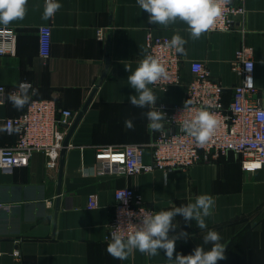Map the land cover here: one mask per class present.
Returning a JSON list of instances; mask_svg holds the SVG:
<instances>
[{
    "label": "crops",
    "instance_id": "obj_1",
    "mask_svg": "<svg viewBox=\"0 0 264 264\" xmlns=\"http://www.w3.org/2000/svg\"><path fill=\"white\" fill-rule=\"evenodd\" d=\"M57 2L62 7L45 20V0H28L25 18L8 25L17 36L14 53L0 55V83L12 90L29 82L38 90L31 100L54 99L58 108L72 110L74 118L95 90L64 154L58 204L61 155L57 167L48 165L44 152L35 151L27 165L0 169V253H4L0 264H170L163 251L149 257L137 250L123 261L108 254L105 234L115 212L114 190L119 187L132 188L154 212L194 202L201 194L213 196L215 207L205 218L207 229H198L195 221L189 226L181 216L173 221L178 227L170 235L189 233L187 239L176 241V252L192 253L203 244L206 231L215 230L227 257L217 264H264V163L254 171L244 170L239 155L230 151L168 173L94 172L96 146L149 144L160 133L147 128L148 108L130 105L129 96L136 93L125 70L131 65L134 71L147 55L148 30L171 38L178 34L187 41V54L181 55L182 82L167 89L149 85L158 97L156 106L186 100L193 60L203 61L212 78L225 87L222 97L229 104L232 88L240 81L233 69L235 52L243 46L252 48L255 96L264 103V0H244L246 11L232 16L230 29L211 30L195 40L179 19L168 26L149 23V14L137 0ZM40 25L51 26L48 57L40 54ZM100 27L106 29L104 39L97 37ZM27 106L18 111L8 100L0 103V146L17 140V133L6 129L5 118ZM125 120L133 122L132 129L125 127ZM151 153V148L145 150L146 161ZM91 193L98 196L95 208L87 207ZM210 247L204 245L205 250ZM15 249L19 257L13 254Z\"/></svg>",
    "mask_w": 264,
    "mask_h": 264
},
{
    "label": "built area",
    "instance_id": "obj_2",
    "mask_svg": "<svg viewBox=\"0 0 264 264\" xmlns=\"http://www.w3.org/2000/svg\"><path fill=\"white\" fill-rule=\"evenodd\" d=\"M245 11L244 0H230L212 30L230 29L232 16H243ZM37 32L40 54L48 57L51 26L40 25ZM105 35L106 29L98 28V39H104ZM16 36L15 28L0 25V55L14 53ZM170 40L171 37L154 35L150 30L146 33L147 55L158 59L167 73V79L151 85L154 88L167 89L182 82V57L174 49L167 47ZM249 66H252L251 70ZM254 67L252 48L243 46L237 49L233 69L240 75V81L232 88L231 102L225 104L222 97L225 87L212 78L203 61H191L193 78L187 83L186 100L156 106L157 111L162 110L166 114L165 133H159L149 144L96 146L94 172L99 175L128 176L159 169L168 173L177 168L185 169L198 162L209 161L230 151L239 155L244 170H256L264 163V103L255 96ZM0 89L3 90L0 91V103H5L8 94L16 91L18 86L8 90L0 83ZM187 101H191L188 107ZM201 108L215 113L219 121L212 139L202 146L181 131L182 122L192 119ZM74 115L68 108H58L54 99L34 98L25 111L5 118L6 129L9 132L15 131L17 140L14 144L0 146V169L27 165L35 151L44 152L48 157V165L57 167L63 141ZM147 148H151L152 152L150 161L144 158ZM114 197L115 212L105 234L108 241L115 227L121 226L125 231H130L134 224L139 223L137 216L141 208L143 211L155 213L143 201L142 196L130 187L116 188ZM98 205L97 194L91 193L87 207L95 208ZM127 213H135L137 216H129ZM13 254L19 257L20 251L15 249Z\"/></svg>",
    "mask_w": 264,
    "mask_h": 264
},
{
    "label": "clouds",
    "instance_id": "obj_3",
    "mask_svg": "<svg viewBox=\"0 0 264 264\" xmlns=\"http://www.w3.org/2000/svg\"><path fill=\"white\" fill-rule=\"evenodd\" d=\"M27 3L28 0H0V25L6 27L13 21L23 20L27 14ZM228 3L230 0H137L139 7L149 14V23L168 26L179 19L188 26L187 31L194 40L214 29L217 20L223 14L224 6ZM61 7L57 0H45L42 18L51 19ZM186 43L184 38L176 34L172 36L167 47L174 49L176 54L186 55L184 47ZM261 63H264V60ZM251 69L252 66H249V70ZM125 70L130 73L127 77L128 83L136 93L129 96L130 105L148 108L149 111L145 113L147 128L151 132L164 134L166 130L163 121L166 114L162 110H153L156 108L158 97L149 85L167 79L165 67L152 55H146L138 62L134 71L131 65L125 66ZM37 93L38 90L29 82L23 81L19 83L16 91L8 94L7 100L20 111L31 102L32 95ZM190 103L191 101H187L186 107ZM124 123L128 129L133 128L131 120H125ZM218 126L216 114L201 108L195 112L192 119L182 122L181 131L202 146L212 139ZM214 207L213 196L201 194L194 202L174 206L170 210L153 213L143 211L141 208L138 216L135 213H127L129 216H137L139 223L134 224L130 231H125L121 226L115 227L110 234V242L106 250L113 258L121 261L128 259L138 250L149 257H154L163 251L170 264H217L218 261L227 259L226 248L220 242L222 237L217 231L207 230L203 235V244L196 246L188 255L176 252V241L181 238L187 239L189 233L181 231L170 235V232H175L178 227V224L173 222L177 216L183 217L184 222L189 226H191L190 222L195 221L198 229H207L205 218L212 214ZM204 245L211 247L205 250Z\"/></svg>",
    "mask_w": 264,
    "mask_h": 264
},
{
    "label": "water",
    "instance_id": "obj_4",
    "mask_svg": "<svg viewBox=\"0 0 264 264\" xmlns=\"http://www.w3.org/2000/svg\"><path fill=\"white\" fill-rule=\"evenodd\" d=\"M95 89L92 90V93L91 95L89 96V98L87 99L86 103L84 104L83 108L77 113V115L75 116L73 122L69 125L68 127V131L66 133V136L64 138V141H63V147L61 149V159H60V174H59V179H58V189H57V198H56V201H57V204L59 203V194H60V191H61V179H62V170H63V163H64V154L69 146V141H70V137L75 129V127L77 126L80 118L82 117L84 111L86 110L91 98H92V95H93V92H94Z\"/></svg>",
    "mask_w": 264,
    "mask_h": 264
}]
</instances>
